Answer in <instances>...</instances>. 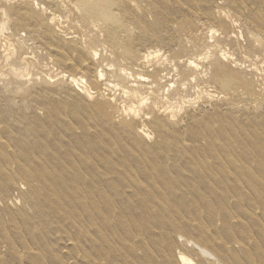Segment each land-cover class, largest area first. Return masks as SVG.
<instances>
[{
	"label": "rangeland",
	"instance_id": "374dc122",
	"mask_svg": "<svg viewBox=\"0 0 264 264\" xmlns=\"http://www.w3.org/2000/svg\"><path fill=\"white\" fill-rule=\"evenodd\" d=\"M116 1L0 0V264H264V0Z\"/></svg>",
	"mask_w": 264,
	"mask_h": 264
},
{
	"label": "bare ground",
	"instance_id": "6f19581e",
	"mask_svg": "<svg viewBox=\"0 0 264 264\" xmlns=\"http://www.w3.org/2000/svg\"><path fill=\"white\" fill-rule=\"evenodd\" d=\"M57 1H61L63 3H66V4L70 5V6H72L76 11H78L81 14L80 16H81L82 19H85L86 22H89V23L93 24L95 28H97L98 30L106 33L105 35H106L108 44L111 47V49H112L114 54H118V55L126 54V55L129 56L127 58H132V53L130 52L129 46L126 44L127 41H126V39H124L123 33H121L119 31V33L117 35L116 34L117 31L115 32V29L113 28V26L115 24V21L117 19H116V17H114L112 11L114 9L116 10V9H119V8L121 9L122 8V7H119L117 5L119 3H116L117 2L116 0H57ZM129 3L132 4V2H130V1H129ZM63 8H64V6H63ZM63 17H64V15H63ZM64 23L65 22H63V24ZM67 23L68 22H66V25H67ZM117 26H118V24H117ZM62 27H64V26H62ZM65 27L68 28V26H65ZM118 30H120V29L118 28ZM154 55H156V54H154V52H150L149 55L144 56V61L147 62L148 59H151ZM146 64H144V65H146ZM137 76H138V74H137ZM222 83L224 85V88H226L227 86L230 85L229 82H227V81H224ZM232 89L229 88V90H232ZM122 90L125 93V91H124L125 89H122ZM261 90H263V88H261ZM231 92H234V91H231ZM99 95H101V94H99ZM102 96L105 97V95L103 93H102L101 97ZM252 96H254V95H252ZM126 97H128V96H126ZM241 97H243V96H241ZM251 98H253V97H251ZM116 114L118 115V118L121 119L122 121H124V119L128 116V113L127 112H123V111H116ZM189 243H191V242H189ZM200 252H201L200 256H203L204 258H206L205 256H209L210 255V253L207 250L203 249V248H200ZM210 256H212V255H210ZM184 261H186V260L185 259L181 260L182 264H185ZM216 261H218V260H216Z\"/></svg>",
	"mask_w": 264,
	"mask_h": 264
}]
</instances>
